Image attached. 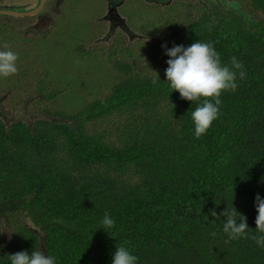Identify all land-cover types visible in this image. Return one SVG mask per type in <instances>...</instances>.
Wrapping results in <instances>:
<instances>
[{
    "label": "trees",
    "instance_id": "16d2710c",
    "mask_svg": "<svg viewBox=\"0 0 264 264\" xmlns=\"http://www.w3.org/2000/svg\"><path fill=\"white\" fill-rule=\"evenodd\" d=\"M170 7L172 16L156 30L164 41L154 48L213 43L223 64L232 57L242 63L246 78L238 76L236 91L221 95L218 119L197 139L191 113L198 102L171 92L167 63L138 65L137 41L106 50V94L76 113L9 125L0 119V264L32 250L56 264H112L121 245L137 264H264V246L251 238L226 243V218L209 215L233 205L247 218L249 237L258 234L264 0ZM47 78H37L35 89L56 99L60 91L48 93ZM105 212L114 228L103 227Z\"/></svg>",
    "mask_w": 264,
    "mask_h": 264
},
{
    "label": "rangeland",
    "instance_id": "374dc122",
    "mask_svg": "<svg viewBox=\"0 0 264 264\" xmlns=\"http://www.w3.org/2000/svg\"><path fill=\"white\" fill-rule=\"evenodd\" d=\"M48 1L43 11L32 19L0 15V24L4 22V27L0 26V50L7 44L19 57L18 75L0 78V119L7 125L57 119L54 112L76 113L90 99L104 96L109 76L102 57L115 46L117 50L129 49L139 41L135 45L138 49L132 51L138 65L165 66L166 50L154 47L164 41L156 30L172 16L170 5L200 10L208 0H123L116 11L123 18L122 25L134 37L133 43L128 37L130 34L126 39L116 37L118 29L115 36L105 38L103 16L109 3L105 0ZM38 3V0H1L0 7L22 12L23 8L35 7ZM33 25L35 28H31ZM122 57L125 56L116 55V58ZM35 69L36 72L29 73ZM45 76L50 85L48 93L52 89L60 91L56 99H45L35 89L37 78Z\"/></svg>",
    "mask_w": 264,
    "mask_h": 264
},
{
    "label": "clouds",
    "instance_id": "9594fccd",
    "mask_svg": "<svg viewBox=\"0 0 264 264\" xmlns=\"http://www.w3.org/2000/svg\"><path fill=\"white\" fill-rule=\"evenodd\" d=\"M162 48L166 49V45H162ZM165 55L169 57L166 61L165 77L171 92H178L182 100L199 104L191 113L194 135L199 139L218 119L221 95L224 92L236 91L238 76L241 80L246 78L243 65L236 57L231 58L230 66L223 64L214 44L209 42L197 41L188 47L174 46L167 49ZM18 58V54L10 50L9 45H3V50H0V78L7 79L18 75ZM154 74L153 84L159 81L158 73ZM255 205V231L258 234L251 237L248 235L251 230L247 225V218L238 213L233 205L231 211L225 209L219 215L214 209L210 210L209 215L213 218H226L223 224V232L228 237L226 243L251 238L258 246H264V199L257 195ZM205 218L208 219L207 216ZM102 225L105 229L115 227L114 219L107 212L104 214ZM211 235L215 236L216 233ZM42 237L43 233H40V238ZM8 258L10 264H56L54 256L45 255L41 250H32L30 255L27 251H20L9 255ZM137 260L127 247L121 245L116 247L113 253L112 264H137Z\"/></svg>",
    "mask_w": 264,
    "mask_h": 264
},
{
    "label": "flooded vegetation",
    "instance_id": "af4514ba",
    "mask_svg": "<svg viewBox=\"0 0 264 264\" xmlns=\"http://www.w3.org/2000/svg\"><path fill=\"white\" fill-rule=\"evenodd\" d=\"M105 1H106V3L109 2L107 4V8L108 9H107L106 15L103 16V18H105V21H104L105 26H104V30H103V34H105V38H109V35L113 36L115 31H116V29H118L116 37L119 36V37H123L124 39H126V36H128L130 34V32H129L127 27H124L122 25L123 22H124L123 18H120L119 17V13L117 14V11H116L121 6L123 0H116V1H114V0H105ZM48 2H49L48 0H45L43 7L40 9V11L37 14H35L33 16L26 17V18H28V19L31 18L32 19L35 16H38L43 11L44 7H46ZM36 7L37 6L34 7V5H33L30 8H27V9L23 8V9L25 11H28V10H32V9H34ZM16 9H20V8H16ZM0 15H2V14H0ZM2 16H7V15H2ZM8 17H13V16H8ZM16 18H20V17H16ZM31 28H35L34 25ZM128 37L130 38V41H132V43L135 41L134 37H132L131 34Z\"/></svg>",
    "mask_w": 264,
    "mask_h": 264
},
{
    "label": "water",
    "instance_id": "95a60500",
    "mask_svg": "<svg viewBox=\"0 0 264 264\" xmlns=\"http://www.w3.org/2000/svg\"><path fill=\"white\" fill-rule=\"evenodd\" d=\"M45 0H39V3L36 8L28 11H22V12H16L15 10H12V8H0V14L7 15V16H13V17H29L37 14L40 9L43 7Z\"/></svg>",
    "mask_w": 264,
    "mask_h": 264
}]
</instances>
